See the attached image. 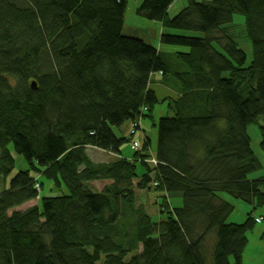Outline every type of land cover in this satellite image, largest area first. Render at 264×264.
<instances>
[{"label": "trees", "instance_id": "obj_1", "mask_svg": "<svg viewBox=\"0 0 264 264\" xmlns=\"http://www.w3.org/2000/svg\"><path fill=\"white\" fill-rule=\"evenodd\" d=\"M173 2L137 10L161 26L156 48L122 34L128 0H0V264H242L255 217L227 223L235 208L219 193L264 207L247 133L264 116V0H187L174 18ZM160 85L174 96L162 99ZM145 103L172 114L158 122L154 152L145 127L135 134L125 120ZM120 142L137 143L131 159L121 146L118 159L87 151ZM12 150L28 169L8 184ZM153 156L157 167L145 162ZM46 185L60 195L42 196Z\"/></svg>", "mask_w": 264, "mask_h": 264}, {"label": "rangeland", "instance_id": "obj_2", "mask_svg": "<svg viewBox=\"0 0 264 264\" xmlns=\"http://www.w3.org/2000/svg\"><path fill=\"white\" fill-rule=\"evenodd\" d=\"M144 0H128V6L125 16V24L123 28V33L125 36L129 37H136L140 38L150 44H152L154 47L158 48L159 42H160V36L161 31L157 30L155 27V24L157 22L148 21L145 18L139 17L137 15V10L140 8ZM201 2L203 1H211V0H199ZM187 0H174L173 4L171 5L168 14L170 17H176L185 7H187ZM158 24V23H157ZM235 25L238 31H240L241 40H239V44L241 48L248 53L249 60L251 59V48L249 43L247 42L248 39H245V33H244V26H245V18L242 15H235ZM179 50V49H178ZM168 91L167 88H165L163 85L158 86L157 94L160 95L162 99L172 96L170 94H165ZM170 92V91H169ZM172 117V114H168V108L167 104H161L157 106L155 114H151L150 118L144 119L140 126V128L145 127V131H147L144 134H148L149 137L152 139V148L153 152L155 151L157 140H158V133H157V125L161 118L164 117ZM127 124V122H126ZM125 124V125H126ZM154 124L156 127H153ZM143 134V135H144ZM255 137L257 134H254ZM139 141L141 142L142 136H138ZM136 143V142H134ZM137 144V143H136ZM259 147H261V139L254 143V149L255 151H258V155L261 156L264 154ZM123 155L125 158L131 159L134 150H132L131 142L126 143L124 146H122ZM151 151V150H150ZM103 152V151H102ZM13 156L15 158V170L13 174L8 178V184L12 177H14L17 173L20 171H24L28 169V165L24 159V157L16 154L12 150ZM101 154V153H100ZM98 152H95L93 149H91V156L94 160H102V159H115L114 155L111 153H104L105 155H100ZM105 161V160H103ZM146 171V168L140 165L138 163V169L137 172L139 175L143 173V171ZM250 179H256L260 177V175H264V169H261L260 171H255L250 174ZM136 182V181H135ZM110 184V183H109ZM5 181L4 179H0V191L4 188ZM92 185V188L96 191H102L105 187V182H94ZM60 195L59 192L53 191L49 188L48 185H46V189L44 191V194L42 196H58ZM220 198H222L224 201L230 203L234 206V212L231 214L229 219L227 220V223L229 224H243L248 218V214L253 212V215L255 218H263L261 223H256L255 228L249 232L248 234V245L246 247V250L243 254V260L242 264H264V240H262V235L264 234V207L263 208H257L254 211L253 205L250 203L238 200L233 198L227 193H219ZM171 204L174 207H181L183 205V201L181 197L172 198L170 199ZM35 203H31L28 205H25L23 207H20L19 210L25 209L27 207L33 206ZM138 204H143L146 207V210L152 215V220L155 223H159L164 220L165 216L158 214V210L155 207L152 206V199L151 196H149L147 193H139L138 194ZM148 213V214H149ZM210 240H213V236H211ZM234 260V258H231Z\"/></svg>", "mask_w": 264, "mask_h": 264}, {"label": "bare ground", "instance_id": "obj_3", "mask_svg": "<svg viewBox=\"0 0 264 264\" xmlns=\"http://www.w3.org/2000/svg\"><path fill=\"white\" fill-rule=\"evenodd\" d=\"M122 34L124 35L123 30H122ZM175 34L180 35L179 32H175ZM195 35L199 36V37L201 36V34H195ZM179 50H180V52H182L184 49L183 48H179ZM148 88H150V86ZM157 106H159V105H157ZM157 106L154 107V105H152V104L145 103L142 106H140V108L138 109V114L135 117H133V119H125V120H129L131 122H137L136 124H132L131 123L132 124L133 133L136 134V133L141 131L142 128H140V126H141V124L143 122V119H142L143 115H145V114H149L150 115V113L152 115L155 114ZM115 128H117V126H113V130ZM260 128L264 129V116H262V115L257 119V121L247 124V133L249 135L250 144L252 145V147H254V143H257L260 139L261 140L264 139V131H263L262 134H260ZM115 130H118V129H115ZM254 134H257V136L255 137ZM117 139L120 140L118 138V135H117ZM124 145L125 144H123L122 146H124ZM120 146H121V142L118 144L117 150H114V148H112L110 150H105V151H108L109 153L113 154L115 159L122 158V155L118 154ZM122 146H121L120 150H122ZM91 149L101 150L102 148H100V147L96 148V147H91V146L87 147V151H89ZM101 151L105 152L104 149H102ZM108 152H105V153H108ZM97 182L104 183L105 181H97ZM51 190H53V189H51ZM31 203H35L34 205H37L38 204V200L31 201L28 204H31ZM30 207H32V206H30ZM30 207H27V208H30ZM27 208L22 209V211L27 210ZM19 211H21V210H19ZM149 215H150V213H149ZM150 216L152 217V215H150Z\"/></svg>", "mask_w": 264, "mask_h": 264}, {"label": "built area", "instance_id": "obj_4", "mask_svg": "<svg viewBox=\"0 0 264 264\" xmlns=\"http://www.w3.org/2000/svg\"><path fill=\"white\" fill-rule=\"evenodd\" d=\"M132 149L135 151H138V145L136 143H133ZM146 162H148L149 164H151L153 167H157L159 162L156 159V157H149ZM262 218H256V223H261L262 222Z\"/></svg>", "mask_w": 264, "mask_h": 264}, {"label": "crops", "instance_id": "obj_5", "mask_svg": "<svg viewBox=\"0 0 264 264\" xmlns=\"http://www.w3.org/2000/svg\"><path fill=\"white\" fill-rule=\"evenodd\" d=\"M180 2H181V0H179ZM155 27H156V29L157 30H160L161 31V26L159 25V24H155ZM166 88V87H165ZM166 94H170V95H172V96H174V94H172V93H168V92H166ZM166 104V103H165ZM259 156V155H258ZM259 159H260V161L262 162V164H263V166H264V154L263 155H261V156H259ZM264 169V168H263Z\"/></svg>", "mask_w": 264, "mask_h": 264}, {"label": "clouds", "instance_id": "obj_6", "mask_svg": "<svg viewBox=\"0 0 264 264\" xmlns=\"http://www.w3.org/2000/svg\"><path fill=\"white\" fill-rule=\"evenodd\" d=\"M133 150V149H132ZM135 151V150H134ZM263 219V218H262ZM255 223H256V218H255Z\"/></svg>", "mask_w": 264, "mask_h": 264}, {"label": "water", "instance_id": "obj_7", "mask_svg": "<svg viewBox=\"0 0 264 264\" xmlns=\"http://www.w3.org/2000/svg\"><path fill=\"white\" fill-rule=\"evenodd\" d=\"M33 86H36V85H35V83H34V85H33Z\"/></svg>", "mask_w": 264, "mask_h": 264}]
</instances>
